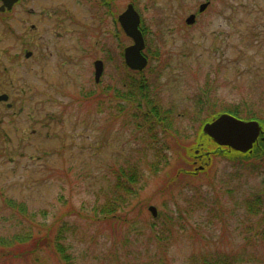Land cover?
<instances>
[{
    "label": "rangeland",
    "instance_id": "374dc122",
    "mask_svg": "<svg viewBox=\"0 0 264 264\" xmlns=\"http://www.w3.org/2000/svg\"><path fill=\"white\" fill-rule=\"evenodd\" d=\"M100 1L23 0L0 18V93L12 105L0 106V237H33L0 264H65L56 237L72 264H264V207L244 205L260 178L241 184L239 160L204 156L215 146L199 136L222 110L264 117V0ZM128 4L145 43L138 73L115 21ZM128 72L171 109L152 132L118 95ZM134 165V194L116 190L117 171Z\"/></svg>",
    "mask_w": 264,
    "mask_h": 264
},
{
    "label": "trees",
    "instance_id": "16d2710c",
    "mask_svg": "<svg viewBox=\"0 0 264 264\" xmlns=\"http://www.w3.org/2000/svg\"><path fill=\"white\" fill-rule=\"evenodd\" d=\"M117 22V19L115 20ZM138 73V72H137ZM136 73V74H137ZM122 87L124 90H119L118 95L122 99H127L131 104H134L136 106V110L132 113V117L135 120L136 126L138 128H142L143 126H146L149 131L152 132L154 124L161 123L164 124L165 120L169 118L168 113H170L171 109H163L160 106L159 101L157 100V96L153 94V90L151 88V81L142 74L133 75L131 72H128L127 75H125L122 80ZM92 91H89L88 94L84 98H91L93 97ZM222 112H231L235 115H237L236 111H230V110H222ZM216 112V115L220 114ZM215 115V114H214ZM212 116H208L207 118H203L200 124L199 128V136L206 137L202 133V125L209 121ZM140 120L143 122V126L141 123H137V121ZM166 124V123H165ZM168 125L165 126V128ZM202 140V139H201ZM210 144L214 145L212 142L208 141ZM204 143V142H203ZM204 145V144H203ZM210 147L208 145L204 147V150L207 152L209 151ZM162 153H163V149ZM211 150V149H210ZM216 155L223 156L224 158L227 159H232V160H239V153L234 152V151H227V150H222V151H215ZM166 156V153H164V157ZM238 156V157H237ZM163 157V158H164ZM160 159L156 163H151V166L155 168V170L159 169V164H160ZM116 183H115V188L116 190H121L126 194H134V191L132 190L131 186L135 184L138 181V175H137V167L131 166L130 168H123L121 167L117 173H116ZM123 201L121 198V195H118L117 198L114 201H109L105 206H103L101 213L104 214H112L115 211V207L119 206L117 201L118 200ZM22 206V205H21ZM249 208H254L251 203L248 205ZM21 208V212H24L25 210H22L23 207ZM254 212L256 210H248ZM33 239L31 233H20L19 235H13L10 238L6 239L3 237H0V258L2 256L7 255V256H13V252L17 253L16 248H20L21 246H26V244ZM52 250L56 253L58 256V259L64 262L65 264H72V258L70 254L67 252L66 247L59 241V237H56L55 242L52 241ZM230 264L228 257H223V260H208L206 258H203L201 261V264Z\"/></svg>",
    "mask_w": 264,
    "mask_h": 264
},
{
    "label": "water",
    "instance_id": "95a60500",
    "mask_svg": "<svg viewBox=\"0 0 264 264\" xmlns=\"http://www.w3.org/2000/svg\"><path fill=\"white\" fill-rule=\"evenodd\" d=\"M2 6L1 11L10 9L17 0H0ZM208 3H203L199 6V11L202 12ZM187 24H192L195 21V15L191 14L186 18ZM118 23L124 34L129 37L132 44L124 49V62L128 68L135 71H141L147 65V59L142 54L145 47L143 35L139 29L140 17L134 9L133 4H128L126 9L119 14ZM27 53L26 56H29ZM103 72V62L96 60L94 62V79L99 81ZM0 100H7V95H1ZM258 127L255 123H243L236 117L229 114H221L206 123L202 131L219 147H229L235 151H247L251 148L258 134ZM211 152V154H214ZM153 216H156V209L152 206L148 208Z\"/></svg>",
    "mask_w": 264,
    "mask_h": 264
},
{
    "label": "flooded vegetation",
    "instance_id": "af4514ba",
    "mask_svg": "<svg viewBox=\"0 0 264 264\" xmlns=\"http://www.w3.org/2000/svg\"><path fill=\"white\" fill-rule=\"evenodd\" d=\"M23 0L16 1L12 7L8 9H4V11H0V18L1 16L11 13L20 3H22ZM111 0H101V4H106L105 6L110 5ZM2 6V2L0 1V7ZM48 6V5H47ZM34 11V9H32ZM51 11V10H50ZM50 14V12H48ZM51 15H48L50 17ZM34 27V25H32ZM28 53V52H27ZM1 95H7V100L3 101L0 100V106L5 105L6 108H11V103H9V95L6 93H0ZM243 111L239 112V120L243 123H255L258 129V134L255 139V141L252 143V146L247 151L241 152L239 151V166L242 171H246V174L244 176L243 172L241 175H239V182L243 184V182H246L247 180H250L252 178H260L258 181V192L256 195L251 194V196L244 200V205L246 210H260L261 205L264 207V117L259 118L256 114H243ZM218 149H222L220 147H216ZM227 151H233L229 149H225ZM197 154V153H196ZM238 157V156H237ZM248 170V172H247ZM256 175V176H255ZM245 178V180H244ZM251 203L254 208H249L248 205Z\"/></svg>",
    "mask_w": 264,
    "mask_h": 264
}]
</instances>
